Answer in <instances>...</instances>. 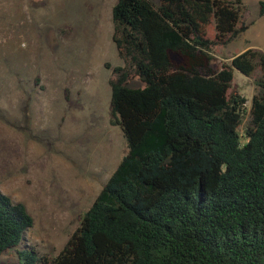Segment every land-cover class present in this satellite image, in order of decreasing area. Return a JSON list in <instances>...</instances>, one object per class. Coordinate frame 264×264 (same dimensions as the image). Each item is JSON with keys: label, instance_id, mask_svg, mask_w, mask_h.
<instances>
[{"label": "trees", "instance_id": "trees-1", "mask_svg": "<svg viewBox=\"0 0 264 264\" xmlns=\"http://www.w3.org/2000/svg\"><path fill=\"white\" fill-rule=\"evenodd\" d=\"M244 2L116 0L111 41L122 65L104 68L109 124L126 152L51 259L25 243L33 219L24 205L0 192V255L14 250L19 264H264V51L212 66V46L248 29ZM257 68L248 109L230 90L233 73Z\"/></svg>", "mask_w": 264, "mask_h": 264}, {"label": "rangeland", "instance_id": "rangeland-1", "mask_svg": "<svg viewBox=\"0 0 264 264\" xmlns=\"http://www.w3.org/2000/svg\"><path fill=\"white\" fill-rule=\"evenodd\" d=\"M245 0L248 30L212 46L214 68L247 47L264 51V16ZM116 0H0V192L33 219L25 243L55 257L126 152L109 124L110 70L121 66L111 10ZM214 39L213 24L205 28ZM259 68L234 71L231 91L249 109ZM244 116L239 133L248 124ZM0 264H19L14 250Z\"/></svg>", "mask_w": 264, "mask_h": 264}, {"label": "crops", "instance_id": "crops-1", "mask_svg": "<svg viewBox=\"0 0 264 264\" xmlns=\"http://www.w3.org/2000/svg\"><path fill=\"white\" fill-rule=\"evenodd\" d=\"M247 30H248V29H247ZM247 30H246V31H247ZM253 48H254V46H250V47H247L246 49H253ZM246 49H245V50H246ZM245 50H244V51H245Z\"/></svg>", "mask_w": 264, "mask_h": 264}]
</instances>
